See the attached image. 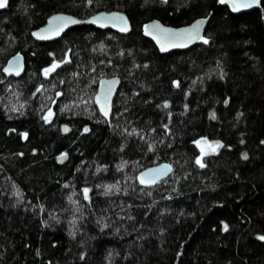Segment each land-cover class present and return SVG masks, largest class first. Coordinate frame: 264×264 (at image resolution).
<instances>
[{
    "label": "trees",
    "instance_id": "obj_1",
    "mask_svg": "<svg viewBox=\"0 0 264 264\" xmlns=\"http://www.w3.org/2000/svg\"><path fill=\"white\" fill-rule=\"evenodd\" d=\"M101 11L123 12L131 31L31 36L53 14ZM201 18L204 36L184 51L161 53L143 31ZM17 53L24 72L6 76ZM111 77L107 121L93 99ZM202 139L221 145L203 167ZM262 141L264 0L238 14L219 0H9L0 11V264H264ZM160 163L169 176L140 187L138 172Z\"/></svg>",
    "mask_w": 264,
    "mask_h": 264
},
{
    "label": "water",
    "instance_id": "obj_2",
    "mask_svg": "<svg viewBox=\"0 0 264 264\" xmlns=\"http://www.w3.org/2000/svg\"><path fill=\"white\" fill-rule=\"evenodd\" d=\"M219 2L222 6L227 7L233 14L251 10H261V0H259L258 6L254 4L252 7H238L236 10H234L233 4L242 5L244 3H248L249 0H224V2L219 0ZM8 3L9 0H7V6L0 8V11L5 10L8 7ZM113 16L122 17L123 19H108ZM56 17L70 18L80 21V23H68L65 25L63 21L54 19ZM95 17H100L101 19H99L96 23L87 22L91 21ZM200 21H202V23L199 24L198 29L193 31V25H196L197 22ZM206 24L207 20L203 18L196 19L190 24L177 27L164 25L158 20H152L144 26L143 31L145 36L153 42L161 53H168L172 51H184L197 44L204 36ZM81 25H90L99 29H110L119 34H128L131 31V24L128 17L123 12L119 11H101L86 19H80L66 13H56L49 16L43 26L33 30L31 32V36L37 41L50 42L58 39L69 28ZM125 28L127 29L126 31L122 30ZM57 31L59 32L58 35L56 34ZM34 33L36 35H34ZM23 72L24 61L23 56L20 53L13 55L3 68V73L6 76L20 77ZM119 86L120 79L118 77L101 78L98 83L97 91L93 100L97 110L107 121H109L112 111V101ZM101 106H103V111H101ZM105 112H107V116L104 114ZM171 169V165L168 163H160L149 166L138 172L136 181L140 187H153L159 181L169 176ZM141 178H143V183L141 182Z\"/></svg>",
    "mask_w": 264,
    "mask_h": 264
},
{
    "label": "snow or ice",
    "instance_id": "obj_3",
    "mask_svg": "<svg viewBox=\"0 0 264 264\" xmlns=\"http://www.w3.org/2000/svg\"><path fill=\"white\" fill-rule=\"evenodd\" d=\"M89 2H91V0H89ZM221 2H224V0H221ZM254 4L258 6L259 5V0H249L248 3H244L242 5L233 4V8H234V10H236L238 7H245V8H247V7H252ZM6 6H7V0H0V8H4ZM54 19L63 21L65 25H67L68 23H80V21H76V20H73V19H70V18H64V17H56ZM99 19H101V18L100 17H95L91 21H87V22L88 23H96ZM108 19H123V18L122 17L113 16V17H109ZM50 23H51V21H50ZM200 23H202V21L197 22L196 25H193V31H195L196 29H198ZM122 30H125L126 31L127 29L125 28V29H122ZM56 34L58 35L59 32L57 31ZM34 35H36V34L34 33ZM204 43H208V41L207 40H204ZM57 66L58 65H53V68L52 69H45V74H47L51 70H54V68L57 67ZM98 102H99V100H98ZM225 103H227V101H225ZM164 107H167V104H165ZM101 111H103V106H101ZM104 114L107 116V112H105ZM211 118H213V119L215 118V114L214 113L212 114V117ZM67 130L68 129L66 128L65 131H67ZM87 130L88 129L86 128L85 131H87ZM196 143L199 144L200 141H197ZM262 143H264V141H262ZM220 146L221 145H219L217 143L216 147H220ZM244 158L247 159V155L246 154H244ZM196 162L198 164H200L201 167L204 166L199 159ZM141 182L143 183V178H141ZM87 192H88V189H84V194H85V198L86 199H87ZM224 228H225V230H227V225H225ZM259 239L264 240V237H259Z\"/></svg>",
    "mask_w": 264,
    "mask_h": 264
},
{
    "label": "rangeland",
    "instance_id": "obj_4",
    "mask_svg": "<svg viewBox=\"0 0 264 264\" xmlns=\"http://www.w3.org/2000/svg\"><path fill=\"white\" fill-rule=\"evenodd\" d=\"M53 66H49L48 69H52ZM200 141L199 144H197V148L199 149V157L198 159L201 161L202 163V160H203V157L205 155H208V154H211L213 153L215 150H217V147H214L215 144L214 143H211L205 139H202V140H198Z\"/></svg>",
    "mask_w": 264,
    "mask_h": 264
}]
</instances>
